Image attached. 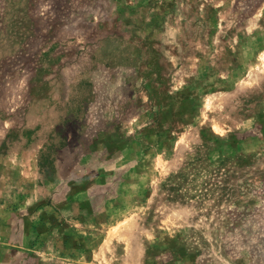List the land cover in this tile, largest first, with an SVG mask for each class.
I'll list each match as a JSON object with an SVG mask.
<instances>
[{
  "label": "rangeland",
  "instance_id": "374dc122",
  "mask_svg": "<svg viewBox=\"0 0 264 264\" xmlns=\"http://www.w3.org/2000/svg\"><path fill=\"white\" fill-rule=\"evenodd\" d=\"M0 264H264V0H0Z\"/></svg>",
  "mask_w": 264,
  "mask_h": 264
}]
</instances>
